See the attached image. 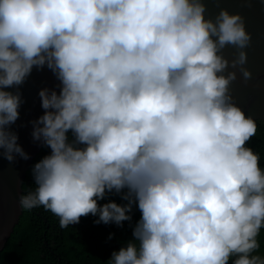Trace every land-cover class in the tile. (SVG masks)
<instances>
[{"label": "clouds", "instance_id": "9594fccd", "mask_svg": "<svg viewBox=\"0 0 264 264\" xmlns=\"http://www.w3.org/2000/svg\"><path fill=\"white\" fill-rule=\"evenodd\" d=\"M206 11L205 0H0V158H30L11 130L21 93L4 89L34 67L60 81L59 94L38 93L32 137L50 154L19 206L66 229L89 215L122 227L136 205L133 240L107 264H264V169L247 146L258 124L231 92L237 72L252 78V36L241 15ZM113 191L127 204L98 203Z\"/></svg>", "mask_w": 264, "mask_h": 264}, {"label": "water", "instance_id": "95a60500", "mask_svg": "<svg viewBox=\"0 0 264 264\" xmlns=\"http://www.w3.org/2000/svg\"><path fill=\"white\" fill-rule=\"evenodd\" d=\"M206 19H214L220 9H227L230 14H239L245 19L246 30L251 34L250 47L245 51L248 62L245 67L252 73V78L244 81L241 73L237 72V80L231 86L235 103L242 108L247 116L256 121L264 122V0H205ZM237 50L228 46L223 50L225 58L231 61ZM228 71H233L229 68ZM227 73H225L226 75ZM42 89L60 91V81L47 67L37 70L35 67L31 75L18 88H7L5 91L21 93L22 104L19 119L11 126V130L18 136V144L30 157L24 160L16 157L10 163L0 158V251L4 250L12 237L17 225L21 221L24 210L19 206L20 196L23 194L24 180L31 168V163L44 146L42 141H34L32 137V121L44 114L38 93Z\"/></svg>", "mask_w": 264, "mask_h": 264}, {"label": "trees", "instance_id": "16d2710c", "mask_svg": "<svg viewBox=\"0 0 264 264\" xmlns=\"http://www.w3.org/2000/svg\"><path fill=\"white\" fill-rule=\"evenodd\" d=\"M258 124L257 134L248 142V147L260 155V166L264 169V122ZM71 140V133H69ZM50 154L45 145L31 163V168L24 180L23 194L34 189L33 166L44 156ZM126 191V190H125ZM122 194L114 191L106 193L100 205L115 202L125 205ZM132 220L123 222L122 227L115 223L96 224L98 216L82 217L80 222L61 229L59 218L43 207L24 210L20 223L9 239L4 250L0 251V264H107L113 251L133 240L132 229L141 218L136 205L126 213ZM112 235V239L109 236ZM260 248L257 255L264 257V228L258 237Z\"/></svg>", "mask_w": 264, "mask_h": 264}]
</instances>
